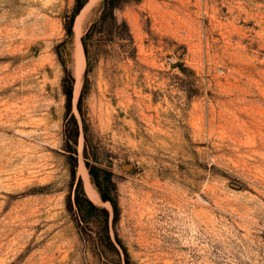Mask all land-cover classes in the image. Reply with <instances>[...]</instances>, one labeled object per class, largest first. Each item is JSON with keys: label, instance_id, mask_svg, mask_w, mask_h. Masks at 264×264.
Wrapping results in <instances>:
<instances>
[{"label": "rangeland", "instance_id": "rangeland-1", "mask_svg": "<svg viewBox=\"0 0 264 264\" xmlns=\"http://www.w3.org/2000/svg\"><path fill=\"white\" fill-rule=\"evenodd\" d=\"M103 1L70 34L75 0H0V264H264V0H131L86 79Z\"/></svg>", "mask_w": 264, "mask_h": 264}, {"label": "trees", "instance_id": "trees-1", "mask_svg": "<svg viewBox=\"0 0 264 264\" xmlns=\"http://www.w3.org/2000/svg\"><path fill=\"white\" fill-rule=\"evenodd\" d=\"M76 5L74 9L73 15L70 17L69 22L67 23V30L71 34L75 19L80 11L84 8L87 3V0H75ZM131 3V0H104L103 1V9L98 18L94 19L90 25L86 28L84 35L81 38L83 51L87 63V68L85 72V78L88 79L89 72L95 65V63L99 60V57L106 56L111 53V50L120 49L121 54H124L126 58H134L136 49L133 47L134 38L131 33V29L128 21L125 18L120 17L119 13H121L126 7H128ZM70 81L68 78L63 80V92L67 97L68 103L71 101L72 93H73V78L71 76ZM84 89V88H83ZM83 94H81L79 99V105L81 103ZM67 118L65 124V136H66V144L67 147L71 148L72 140L77 142V139L80 135V127L78 121L73 117V119ZM74 124V128L70 127L71 122ZM86 127V124L84 125ZM85 149L88 146L87 133L85 129ZM86 165L89 168L90 174L93 177L99 191L101 193V198L103 202H109L114 211L113 221H117L119 217V205L118 201L115 197H112L109 192L104 191L103 186L100 185V181L97 178L94 170L96 169L90 163L91 159L88 157V152L86 151ZM112 183V181H110ZM79 191V190H77ZM77 204L80 206V192H77L76 197ZM91 204V203H90ZM93 206V205H92ZM94 207V206H93ZM95 208V207H94ZM106 221L104 223L105 230L109 231V221H110V212L103 209ZM80 223L82 220H80ZM119 245H121L120 240L117 239ZM98 241L101 245H105L108 242L114 250L120 255L118 248L115 243L112 241L110 235L108 234L106 238H99ZM123 251L125 253V264H131L129 254L125 247L121 245Z\"/></svg>", "mask_w": 264, "mask_h": 264}, {"label": "bare ground", "instance_id": "bare-ground-1", "mask_svg": "<svg viewBox=\"0 0 264 264\" xmlns=\"http://www.w3.org/2000/svg\"><path fill=\"white\" fill-rule=\"evenodd\" d=\"M79 53H80V54H79L80 57L83 59V58H84L83 50H81V52H79ZM79 55H78V56H79ZM79 60H80V59H79Z\"/></svg>", "mask_w": 264, "mask_h": 264}]
</instances>
